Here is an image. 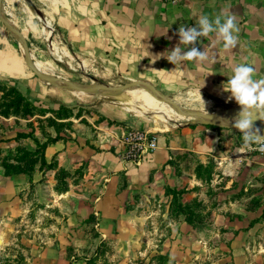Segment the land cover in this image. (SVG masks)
<instances>
[{
    "label": "crops",
    "instance_id": "1",
    "mask_svg": "<svg viewBox=\"0 0 264 264\" xmlns=\"http://www.w3.org/2000/svg\"><path fill=\"white\" fill-rule=\"evenodd\" d=\"M2 1V12L24 35L32 57L60 76L70 73L63 64L72 62L75 69L152 83L173 99L190 95L222 104H237L222 87L236 65L250 64L254 78H264V0ZM228 12L237 15L240 29L234 49H225L211 33L195 45H180L185 52L193 46L206 49V61L175 65L163 55L179 45L181 24L195 27L201 15L214 18ZM43 80L26 66L21 42L0 16V81L35 104L55 107L73 100L69 88ZM144 90L152 104L142 98L128 100L132 106H154L153 99L160 100ZM101 97L90 98L79 111L72 104L74 113L57 117L69 125L66 131L54 132L43 150L46 162L39 165L41 182L64 186L54 189L58 200L79 201L69 220L93 214L103 235L125 231L133 219L132 208L143 214L159 190L176 183L185 157L191 164L213 163L227 179H244L247 187L264 181V150L256 143L244 147L239 131L202 123L167 128L146 113L141 114L146 118L131 116L118 101ZM134 127L159 130V147L139 163L124 157L126 138ZM119 223L123 226L115 229Z\"/></svg>",
    "mask_w": 264,
    "mask_h": 264
},
{
    "label": "rangeland",
    "instance_id": "2",
    "mask_svg": "<svg viewBox=\"0 0 264 264\" xmlns=\"http://www.w3.org/2000/svg\"><path fill=\"white\" fill-rule=\"evenodd\" d=\"M63 66L71 80L112 87L126 82L95 69H75L72 62ZM70 90L73 100L54 107L30 104L0 82V264H264V181L247 187L244 179H227L213 163L191 164L187 157L176 183L159 190L143 214L132 208L125 231L103 235L93 214L69 220L79 201L58 200L55 190L64 186H46L38 178L44 145L69 125L57 117L101 96ZM107 98L127 108L123 99ZM160 100L153 99V105L167 112L170 126L194 118ZM174 100L216 116L239 107L190 95ZM118 225L123 226L114 228Z\"/></svg>",
    "mask_w": 264,
    "mask_h": 264
},
{
    "label": "clouds",
    "instance_id": "3",
    "mask_svg": "<svg viewBox=\"0 0 264 264\" xmlns=\"http://www.w3.org/2000/svg\"><path fill=\"white\" fill-rule=\"evenodd\" d=\"M239 31L237 15L232 12L216 15L214 18L207 14L201 15L195 27L180 25L179 45L163 55L175 65L183 61H206L209 59L206 49L201 51L193 46L185 52L180 45H195L199 38L215 33L223 42L225 49H234L238 45ZM228 76L229 80L222 85L223 90L231 93L229 99L234 98L241 110L230 120L221 118L223 125L225 127L230 125L242 133L244 147H251L254 143L264 144V136L260 134V129L254 127L256 119L264 120V78L255 79V68L245 63L236 65L232 69V74Z\"/></svg>",
    "mask_w": 264,
    "mask_h": 264
},
{
    "label": "water",
    "instance_id": "4",
    "mask_svg": "<svg viewBox=\"0 0 264 264\" xmlns=\"http://www.w3.org/2000/svg\"><path fill=\"white\" fill-rule=\"evenodd\" d=\"M2 7H3V1L0 0V16L5 23V25L9 28V30L18 38V40L21 42L22 46V51H23V58L25 61L26 66L31 69L35 74L41 76L45 80H49L50 82L57 84L61 87L69 88V89H85L88 91H93L95 93L100 94L102 97H117L123 100L125 99V96L123 95V90L129 87H139V88H144L147 91L151 92L153 95L156 97L165 100L172 108L177 110L178 112L181 113H188L194 116V118H191L189 120H185L180 124H175L174 126H182V125H190V124H195V123H202V124H215L218 126L225 127L223 124L224 122L221 121V118L228 119L229 116L234 113V111H240L241 108L239 107H234V108H228L223 115L220 116H211L207 115L205 113H202L199 110L193 109V108H187L185 106L179 105L176 103V101L166 94L162 89L158 88L152 83L144 82V81H139V80H129L124 83H119L118 86L112 87L110 85H105V84H100V83H95V82H87V81H75L68 79L67 77L60 76L57 74H54L50 71H47L43 68L38 67L35 65V63L31 60L29 56V46L27 43L26 38L22 34V32L7 18L6 15L2 12ZM111 99V98H110ZM129 107V106H128ZM131 111L133 114L141 116L142 113L139 111L133 110V109H128ZM170 122L167 117H165V123ZM256 122L258 124V128L260 129V134L264 136V120L256 119ZM162 123V122H161ZM227 128H232L237 131L238 129L231 127Z\"/></svg>",
    "mask_w": 264,
    "mask_h": 264
},
{
    "label": "built area",
    "instance_id": "5",
    "mask_svg": "<svg viewBox=\"0 0 264 264\" xmlns=\"http://www.w3.org/2000/svg\"><path fill=\"white\" fill-rule=\"evenodd\" d=\"M158 147L159 135L157 130L134 127L127 135L124 157L139 163L151 158ZM258 147L262 150L264 144H259Z\"/></svg>",
    "mask_w": 264,
    "mask_h": 264
},
{
    "label": "bare ground",
    "instance_id": "6",
    "mask_svg": "<svg viewBox=\"0 0 264 264\" xmlns=\"http://www.w3.org/2000/svg\"><path fill=\"white\" fill-rule=\"evenodd\" d=\"M28 52H29V56H30L31 60L35 63V65H37L38 67H40L39 64H38V62L32 57L31 52L30 51H28ZM43 81H45V80H43ZM45 82H47L49 84H52V85H57V84H53V83H51L49 81H45ZM123 95L125 96V99H126V100H124V103L126 104L127 109H133V110L139 111L140 113H146L148 115L152 114V116L155 119H157L160 122L164 123V125L167 128H170L171 127L169 124L165 123L164 116H163V113H162L165 110L162 109L161 106L159 107V109L162 112L159 109H157L156 107L152 106V105L141 104V105H137V106H132L129 103L128 100H130V101H136L137 99L139 100V99L142 98L143 102L152 104L151 101H150L149 95L147 94V92L143 88L140 90V93H138V91L135 90L134 87L126 88V89L123 90ZM146 109H149V110H146ZM239 112L232 113V115L229 116L228 119L229 118H231V119L234 118ZM211 116H215V114L214 115H211Z\"/></svg>",
    "mask_w": 264,
    "mask_h": 264
},
{
    "label": "trees",
    "instance_id": "7",
    "mask_svg": "<svg viewBox=\"0 0 264 264\" xmlns=\"http://www.w3.org/2000/svg\"><path fill=\"white\" fill-rule=\"evenodd\" d=\"M0 82H2V81H0ZM4 85H6V83L5 82H2ZM7 86V85H6ZM9 87H11V89L14 91V92H17L20 96H21V98L22 99H25L28 103H30V104H32L33 102L32 101H30V100H28V99H26V97L16 88V87H14V86H9ZM35 104V103H34ZM64 105V104H63ZM208 126H211V127H221V126H218V125H215V124H207ZM44 148H45V145H44ZM44 150V149H43ZM44 151H42L41 152V165H43L45 162H46V159H45V157H44ZM188 221H189V219L188 218H186ZM166 257L168 258V256L166 255Z\"/></svg>",
    "mask_w": 264,
    "mask_h": 264
}]
</instances>
